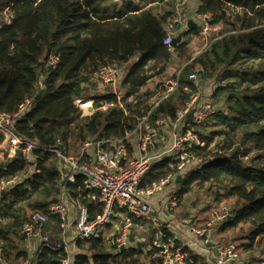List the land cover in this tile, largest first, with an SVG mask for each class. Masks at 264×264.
<instances>
[{
    "label": "trees",
    "instance_id": "trees-1",
    "mask_svg": "<svg viewBox=\"0 0 264 264\" xmlns=\"http://www.w3.org/2000/svg\"><path fill=\"white\" fill-rule=\"evenodd\" d=\"M176 12L181 13L186 27H178L182 39L170 46L164 40L167 24ZM2 14L0 114H17L30 101L29 108L16 118L15 130L18 136L43 146L61 141L69 151L73 140L97 139L109 149L110 140L126 137L150 111L152 124L163 133L166 126L161 121L174 126L177 112L198 93L199 83L214 80L216 113L202 124L189 122L184 128L185 133L195 132L201 142L189 149L197 162L185 172L175 195L180 205L193 187L214 190L217 197L234 198L237 203L230 218L219 226V233L247 225V240L238 243L239 252L240 247L252 252L262 246L264 0H0ZM199 14H211V28L218 25L223 29L194 57L189 41L201 31ZM186 17L196 26L189 29ZM54 58L56 63H52ZM174 60L179 69L172 77H178V86L156 105L151 99L153 92H143L144 88L153 78L164 75ZM111 64L122 69L120 84L105 92L99 88L100 92L87 96L88 90L96 88L92 85L95 73ZM192 72L198 75L196 81L189 79ZM88 100L94 101V111L81 107ZM3 138L0 131V140ZM56 159L50 151L34 149L32 161L22 154L0 165V187L16 180L5 193L0 190V261L16 263L10 258L11 251L18 250L12 236L21 232L31 210L48 216L44 229L51 235L63 232V220L52 214L49 206L63 199L64 187L76 204L86 207L90 220L102 213L103 204L85 187L84 176L76 174L73 182L65 183L66 170ZM177 173L176 161L167 157L153 164L142 187ZM120 211L127 215L125 209ZM134 223L139 220L134 219ZM152 226L147 243L139 238L136 246L115 252L108 251L105 236L77 239L75 251L45 246L39 251L37 264H63L67 257L73 264H143L142 256L146 264H164L161 249L153 245L157 227ZM160 230L164 242L174 237L165 225ZM51 239L60 237L52 235ZM175 242L187 254L186 264H204L200 255L178 239ZM112 247L117 248L116 244ZM260 249L264 254V248ZM249 257L253 264L262 260ZM26 258L19 251L15 259Z\"/></svg>",
    "mask_w": 264,
    "mask_h": 264
},
{
    "label": "built area",
    "instance_id": "built-area-1",
    "mask_svg": "<svg viewBox=\"0 0 264 264\" xmlns=\"http://www.w3.org/2000/svg\"><path fill=\"white\" fill-rule=\"evenodd\" d=\"M182 17V16H181ZM200 28L203 33L210 30L211 14H199ZM178 27H186L184 19L179 18L173 21L168 28L165 44L172 46L174 38L178 36ZM57 59H53L52 63H56ZM122 69L114 64L103 66L95 73L94 79L97 80L102 92L109 87L116 88L120 84L122 77ZM189 79L196 81L198 75L196 72L189 74ZM178 86V77H170L165 79L159 87L153 92L151 99L157 105L162 99L168 97ZM187 89V88H186ZM199 93L195 94L190 102L177 112V120L172 126L171 143L160 153L156 151L159 137L158 129L154 127L150 120L151 111L138 119L137 124L124 138L110 140L111 148L106 149L102 146L101 141L89 139L83 144V148L79 156H71L64 150L63 143L58 141L55 146H43L36 141L29 140L17 135L15 130L16 118L23 115L25 110L29 108L30 101L17 114L1 113L0 114V131L9 137L8 153L14 157L18 149L22 150V154L29 161L33 160L34 149H44L59 156L67 163V171L65 175V183L73 182L76 174L84 176L85 187L99 196V200L103 204L102 213L95 219L90 220L86 207L76 204L67 194L64 187L63 199L49 206L52 214H58L63 221L66 220L68 211L73 208L75 211V224L77 232L75 237L69 241L52 240L48 235H44V226L48 222V216L39 211L30 213L28 220L21 227V232L29 237H41L43 245L39 251L49 246L53 249L60 247L68 251L69 245H73L77 239L98 238L105 235V230L109 225L114 230L116 238V246L118 249H124L132 246L131 230L139 228L141 223L150 219L154 210V198L157 194L165 191L168 184L177 180L179 175H184L186 171L194 168L197 158L192 155L189 149L200 144V138L195 132L185 133L184 128L189 124L188 117L192 114L190 122L194 124H202L209 120L216 113V104L211 102L197 104L196 100ZM133 97H131L132 99ZM83 103V102H82ZM81 103V107L88 109ZM90 103V102H89ZM119 106L125 108L124 103L119 101ZM92 108L89 111H94ZM163 126H167V121H161ZM171 126V125H170ZM128 142H133L135 151ZM171 157L176 161L178 173L169 175L167 178L159 182H154L148 187H142L145 175L157 161ZM16 180H10L3 183L0 190L4 191L10 184ZM171 181V182H170ZM169 208L177 206L178 197L171 194L168 198L161 200ZM120 209H125L127 215L123 216ZM217 208L213 211L212 226L215 221ZM222 215L219 217L222 222L230 218V214L225 208H222ZM115 217H120L119 222L115 223ZM134 219H138L139 223H134ZM155 221V220H154ZM157 232L153 245L160 248V256L163 258L164 264H186L187 254L182 251L181 246L175 242L177 237L169 238L167 242L163 241L164 234L160 230V224L155 223ZM215 228H199L189 226V231L195 236L193 247L207 246L212 241ZM218 229V228H217ZM111 235V236H112ZM73 241V243H72ZM184 246V245H183ZM217 249V264H253L241 258L238 246L231 240L225 242H215ZM2 240L0 239V248ZM36 256L32 261L24 264H37ZM63 264H73L70 257L63 260ZM264 264V258L259 262Z\"/></svg>",
    "mask_w": 264,
    "mask_h": 264
},
{
    "label": "rangeland",
    "instance_id": "rangeland-1",
    "mask_svg": "<svg viewBox=\"0 0 264 264\" xmlns=\"http://www.w3.org/2000/svg\"><path fill=\"white\" fill-rule=\"evenodd\" d=\"M182 7V6H180ZM179 7V8H180ZM178 11V10H177ZM177 14L173 17V19L171 20V22L169 24H167V27L170 28V26L173 24L174 20H177L179 18L182 19L181 17V13L180 12H176ZM3 17L4 14L0 15ZM223 28L219 27L218 25L216 26H212V28L210 27V30L207 31L206 33L203 32H198L196 34H194L193 36H191V39L189 41V48L190 51L192 53V56L196 57L198 56V54H201L202 52H204L207 48V42H209L211 40L212 37H214V35L216 33H218L219 31H221ZM173 63V62H172ZM170 63V65L172 64ZM176 65V64H175ZM171 66V67H175ZM174 70V69H173ZM214 80L208 81V82H204V83H199L200 85V89L198 91L199 93V100L200 102L198 103L197 100V104H204L207 102H211L213 104H218V102L212 98V94L210 93L211 90H213V87L215 86L214 84ZM98 91L96 90V88H91L90 90H88L86 92V95H90L92 96L93 94H97ZM192 100V99H191ZM86 102H83L82 105L84 107H86ZM190 102V101H189ZM95 109V107H94ZM158 131V130H157ZM159 133V131H158ZM172 133H173V129L172 127H170L169 121L167 123L166 129H164L163 133H159V137L157 138V142H158V146L156 149V151H154V153H160L163 149H165L166 147H168V145L171 143L172 140ZM88 140V139H87ZM87 140H84L83 142L80 140H73L69 151H67V154L71 155V156H79V153L81 152L82 148H83V144L86 143ZM3 141V139H2ZM7 142L9 144V137H7ZM4 143V142H3ZM54 154V153H53ZM16 155V154H15ZM14 155V156H15ZM58 159H56L57 164L60 166L62 165V169L65 171H67V163L64 162L62 159L59 158L58 155H56ZM9 159L8 153L5 150V145L2 147V145H0V165L1 163H5L7 162ZM61 163V164H60ZM176 181V179H174ZM172 181V182H175ZM16 182V181H15ZM171 182V181H170ZM5 183V182H3ZM2 183V184H3ZM179 185L175 184V186L171 189L172 192H174L175 190L177 191ZM217 195L215 194L214 190H208L206 187L204 188H199V187H193L192 190L190 192H188L187 194L184 195V197L182 198V203L181 205L179 204V202H177V206L173 207V208H169L167 207L165 204H159L157 207L161 208L160 210H162L164 212V214L166 215H162V219L166 220V222H163V220L158 221L157 223L162 225H170L173 222H175V224L179 225L180 227H183L184 222L186 221H190L189 216H193L195 217L192 220V226L195 227H199V228H215L214 229V236L211 239V243H215V242H225L227 240H231L234 243H236L238 245V243L240 244L243 241H246V237L247 234L249 233V227L247 225H240L239 227L235 228V229H231L226 231V233L224 232L223 234H220L218 229L219 228V224L222 222V220L219 218L221 217L222 213V208H225L226 211L230 214L232 212V209L235 207L237 201L234 198H230L227 195H221L220 197H217ZM155 204V203H154ZM179 204V205H178ZM207 205L213 206L216 205L217 206V214L215 215L216 221L215 223L209 227V223L212 222L213 219V211L209 210V208L207 207ZM204 209H201V211H198L197 209L202 207ZM155 211L153 212L152 216L150 217V219H146L147 224L146 225H141L140 229L141 233L144 235H141V233H138L136 231L131 230L132 232H135L133 237V241H131V243L136 246L137 240L142 239L146 240L145 242L147 243L151 238V231L153 230L152 226V219L154 217L157 216V212L156 209H154ZM34 211L31 210L29 211V214ZM190 214L187 215L186 214ZM120 218V217H118ZM168 218V219H167ZM173 221V222H172ZM118 220H115V223H118ZM150 223H152L150 225ZM22 233V232H21ZM20 230L17 233V236L22 239ZM112 233H114V230L111 227H107L105 230V237L108 238L109 240L106 241L107 243V249L110 252H115V250L117 251L118 248L112 247L114 246V244H116V238L114 236V234L112 235ZM133 234V233H132ZM66 235H68V233H66ZM112 235V236H111ZM54 237H60V236H56L53 235ZM150 237V238H149ZM67 239V241H69V238L67 237H61L60 239L57 240H63V239ZM73 243V241H72ZM262 246H257L252 252L250 251H245L243 248L240 247V254H241V258L245 261H249L248 258L250 259V255L251 256H255L258 258H264V254L261 253V249L260 248H264V238H263V242L261 244ZM70 248H74L75 249V245L73 246L72 244L69 245L68 250H70ZM144 250H146V247L144 246ZM143 264L147 263V259L145 258V256H142L141 259Z\"/></svg>",
    "mask_w": 264,
    "mask_h": 264
},
{
    "label": "crops",
    "instance_id": "crops-1",
    "mask_svg": "<svg viewBox=\"0 0 264 264\" xmlns=\"http://www.w3.org/2000/svg\"><path fill=\"white\" fill-rule=\"evenodd\" d=\"M10 18H11V15L8 16L6 19L9 20ZM189 20H192V18L186 17V21L188 22ZM174 65H175L174 68L171 67ZM126 66H127V64H126ZM178 69H179V64L174 60V62L171 65H169L167 72L164 75L157 76V77L153 78L146 85L143 92H146V93L154 92L165 79L172 77ZM92 81H93L92 85L95 86L96 90L100 92V89H99L100 87H99L98 83L94 79ZM214 90H215V86L213 87V90L210 91V93L213 94ZM87 102H88L87 103L88 109L91 110V106L94 109V107H95L94 101L88 100ZM197 102L199 103L200 100L197 99ZM3 135H4V138H3V141L0 140V145H2V147L5 145V150L8 153L7 136L5 134H3ZM129 146L132 149H134V151H135L136 147H135L133 142H130ZM8 156H9V158H12L9 153H8ZM1 165H2V163H1ZM60 166H61V168H63L62 165H60ZM178 183L179 182H177V180H176L175 182L168 184L165 191L157 194L156 197L154 198V203H155L154 209H156L157 216L152 219L153 225H155V223H157L158 221L163 220L162 215L164 214V212L162 210H160L161 208H159L157 206L161 203L163 204V202L161 201L162 199H166L171 194H175L178 191L179 187H178L177 191L175 190L174 192H172V190H171L175 186V184L179 185ZM156 204H157V206H156ZM215 206L216 205H213L214 208L211 211H214V209L217 208ZM201 209H204L203 206L198 208L197 210L201 211ZM187 215H190V214L187 213L186 216ZM74 218H75V211L73 208H70L68 211V215L66 217V220L62 221V223H61V227L63 229V232L59 233V234L53 233L52 235L60 236V238L63 236V237L69 238V240H72L75 237L76 232H77V228H76ZM189 218H190V221L184 222L183 227H180L179 225L175 224V222H173V221H172L173 222L172 224L165 225V226L173 233V235L175 237H177L178 241L181 242V244L184 245V247H188L189 250L200 255L204 261V264H217V249H216L215 243L212 245H207L205 247L204 246L193 247L192 243L195 242L196 240L194 239L195 236L193 234H191V232L189 231V226L192 225V220L195 217L189 216ZM147 222L148 221H144L141 223V225L142 224L146 225ZM163 222H166V220H163ZM150 225H151V223H150ZM142 228H140V229H142ZM140 229L135 227L132 230L140 233V231H141ZM43 231H44V235H48L50 238L52 237L49 230L47 231L46 229H43ZM66 233H68V235H66ZM23 234L24 233H21V235H23ZM12 238L14 239L15 244L18 246V250H12L11 251L12 255L10 258L12 260H14L13 262H16V263H11L8 260L1 259L0 264H24L26 262L32 261L36 256H38L39 249L43 245V239L39 236L29 237V236L24 234L22 236V239H20L17 235L12 236ZM140 240H143V239H140ZM63 241H67V239L64 238ZM73 246H74V244H73ZM19 251L24 252V254H26L27 258L25 260L15 259V258H18Z\"/></svg>",
    "mask_w": 264,
    "mask_h": 264
},
{
    "label": "water",
    "instance_id": "water-1",
    "mask_svg": "<svg viewBox=\"0 0 264 264\" xmlns=\"http://www.w3.org/2000/svg\"><path fill=\"white\" fill-rule=\"evenodd\" d=\"M188 26L189 29L193 28L194 26H196V23L193 20H189L188 21ZM182 39V35H178L176 38H174L173 42H172V46H176L180 40ZM192 120V114L189 115L188 117V121L190 122ZM97 140V139H96ZM22 155V150L18 149L16 152V155L14 156V159H17L18 157H20ZM6 163H3L2 165H5ZM183 178L182 175H179L177 178V182L181 181ZM3 193H5V191H3ZM213 243H210L209 245H212Z\"/></svg>",
    "mask_w": 264,
    "mask_h": 264
}]
</instances>
